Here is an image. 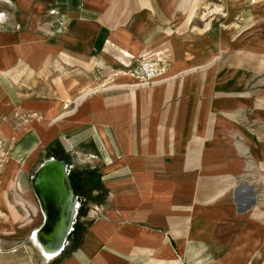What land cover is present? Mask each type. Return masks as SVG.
Returning <instances> with one entry per match:
<instances>
[{
  "label": "crops",
  "instance_id": "crops-1",
  "mask_svg": "<svg viewBox=\"0 0 264 264\" xmlns=\"http://www.w3.org/2000/svg\"><path fill=\"white\" fill-rule=\"evenodd\" d=\"M0 129L41 255L39 147L104 190L49 264H264V0H0Z\"/></svg>",
  "mask_w": 264,
  "mask_h": 264
},
{
  "label": "rangeland",
  "instance_id": "rangeland-1",
  "mask_svg": "<svg viewBox=\"0 0 264 264\" xmlns=\"http://www.w3.org/2000/svg\"><path fill=\"white\" fill-rule=\"evenodd\" d=\"M32 122V119L28 120L27 118H23L21 114L19 129L23 130L28 126H32ZM9 143L10 141L8 139H3V136H1L0 133V236L4 235L3 237H10L9 233L14 229H24L21 232L16 230L17 232L14 234L19 235L20 233L22 236L15 241L11 240L13 244L16 242V244H19L17 250L19 251L17 252L19 256H13L12 264H42L43 261H46V263L51 262L63 253L66 249L65 244L67 241L73 242L76 239L77 234L81 231L88 219V213H86V211L92 206L96 207L97 205L95 204L103 200L104 190L100 185L101 183L97 176L96 169L90 160L91 157L86 158V156H82L76 151L71 150L62 136L53 137V139L48 140L43 147H39L38 151H40V153L35 160L36 165L50 157L63 160L66 163L70 184L76 200V214L71 225V230L66 238V242L61 251L50 255L52 257L47 260L40 254L37 248L33 247L28 240V234L24 232L25 230L29 231L31 228L28 227V221L29 216H32V213L27 210L32 208H29L27 204L24 205L25 207L19 205L20 213H17V210H14L13 214L14 205H10L13 200L14 202L17 201V193L15 188H11V182H7L8 180H11V177H9L8 174L9 166L7 165ZM36 152L37 151H35V153ZM23 224L26 226H22ZM31 224L33 225V223H30L29 225ZM7 243H10V241ZM8 246V244H4L2 247L3 250L8 249ZM13 253L16 254V252ZM8 258L9 259L5 260L10 261L11 258Z\"/></svg>",
  "mask_w": 264,
  "mask_h": 264
},
{
  "label": "water",
  "instance_id": "water-1",
  "mask_svg": "<svg viewBox=\"0 0 264 264\" xmlns=\"http://www.w3.org/2000/svg\"><path fill=\"white\" fill-rule=\"evenodd\" d=\"M31 187L43 214L35 242L50 256L63 248L76 214L66 163L53 157L45 159L31 176Z\"/></svg>",
  "mask_w": 264,
  "mask_h": 264
},
{
  "label": "bare ground",
  "instance_id": "bare-ground-1",
  "mask_svg": "<svg viewBox=\"0 0 264 264\" xmlns=\"http://www.w3.org/2000/svg\"><path fill=\"white\" fill-rule=\"evenodd\" d=\"M32 233V232H31ZM31 239L32 241L35 242V231L33 232V234L31 235ZM36 243V242H35ZM36 245V244H35ZM40 251L42 252V255H44L45 257L48 255V253L45 250L40 249Z\"/></svg>",
  "mask_w": 264,
  "mask_h": 264
}]
</instances>
